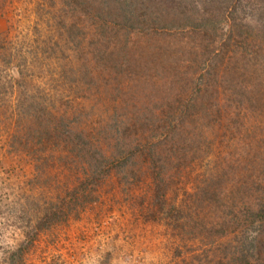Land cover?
Wrapping results in <instances>:
<instances>
[{"label": "trees", "instance_id": "trees-1", "mask_svg": "<svg viewBox=\"0 0 264 264\" xmlns=\"http://www.w3.org/2000/svg\"><path fill=\"white\" fill-rule=\"evenodd\" d=\"M188 1L58 0L51 20L36 31L41 41L33 37L41 51L25 53L0 39V133L8 151L34 162L36 181L47 167L74 175L62 193L35 202L40 211L32 210L4 264H23L41 232L77 217L96 201L102 182L138 156L148 162L154 201L174 226L185 234L208 227L207 214L189 212L177 223L183 212L166 202L168 172L177 174L208 141L246 121L262 137L239 164L197 183L194 197L226 205L209 234L264 220V0ZM43 77L65 89L48 84L55 91L46 92ZM75 98L106 104L110 113L98 118L105 120L94 133L75 116L86 108L73 105ZM234 259L251 264L243 250L228 261Z\"/></svg>", "mask_w": 264, "mask_h": 264}, {"label": "rangeland", "instance_id": "rangeland-1", "mask_svg": "<svg viewBox=\"0 0 264 264\" xmlns=\"http://www.w3.org/2000/svg\"><path fill=\"white\" fill-rule=\"evenodd\" d=\"M56 2L0 0V39L21 46L25 53L41 51L33 44V37L37 35L41 41L42 33L36 31L51 20L52 5ZM9 73L13 74L11 69ZM46 79L43 77L39 84L46 92L55 91L49 85L60 92L65 89L63 82L60 88V81ZM14 93L15 87L10 95L12 99ZM72 102L77 108L86 106L83 116H75L88 133H94L104 123L105 119L97 121L99 117L106 118L110 113L103 102L95 107L89 106L92 99L86 100L87 104L80 98ZM250 123L246 121L237 129L232 127L223 138L220 133L183 161L177 174L173 170L168 172L166 202L183 212L177 223H183L189 212L207 214V219L212 218L206 224L208 227H194L192 234H185L181 227L174 226L176 221L169 217V211L160 210L154 201L148 162L138 156L132 160L135 165L128 164L120 174L113 172L107 177L99 187L96 201L80 210L77 217L41 232L25 254L23 264H234L235 259L228 260L238 256L240 250L247 252L251 264L264 263V220H255L234 231L227 227L226 233L209 234L216 230L214 223L227 212L226 205H218L217 200L200 202L194 197L197 183L229 163L239 164V159L247 155L248 145L262 137L258 131L253 136ZM147 131L144 135L153 139L151 131ZM100 145L108 155L111 150L107 144ZM35 173L34 162L28 156L10 153L5 134L0 133V264H4V252L23 239L24 226L33 216L32 210L40 211L41 206L37 208L35 202L40 205L62 193L72 185L70 181L74 177L71 171L59 167L45 168L39 181L34 178Z\"/></svg>", "mask_w": 264, "mask_h": 264}]
</instances>
